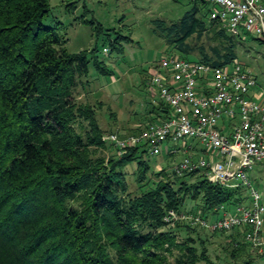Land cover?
<instances>
[{"label":"trees","instance_id":"trees-1","mask_svg":"<svg viewBox=\"0 0 264 264\" xmlns=\"http://www.w3.org/2000/svg\"><path fill=\"white\" fill-rule=\"evenodd\" d=\"M189 1L181 19L156 27L170 51L210 66L237 61L251 34L231 35L210 18L208 3ZM51 12L49 0H0V264H221L210 257L207 236L226 232L165 217L175 211L218 219L222 206L251 203L246 189L212 184L202 170L179 176L172 166V177L152 171L145 145L120 156L104 139L102 104L76 95L90 86L91 61L102 76L112 70L96 48L68 53L61 24L46 23ZM130 42L109 37L107 52L123 53ZM169 112L159 100L148 123ZM132 167L138 192L128 181ZM245 231L228 233L225 264H255L252 255H264L245 241Z\"/></svg>","mask_w":264,"mask_h":264},{"label":"built area","instance_id":"built-area-1","mask_svg":"<svg viewBox=\"0 0 264 264\" xmlns=\"http://www.w3.org/2000/svg\"><path fill=\"white\" fill-rule=\"evenodd\" d=\"M210 18L235 36L249 33L264 41V0H203ZM107 52V49H106ZM148 90L169 107V117L147 123L137 135L104 139L121 156L128 148L145 145L150 156L161 153L165 142H182L186 157L173 166L176 175L202 170L212 184L249 190L251 203L208 221L199 215L170 211L165 221L184 220L219 232L247 228L244 239L257 251L264 248V203L249 172L264 165V89L252 68L240 61L210 66L177 54L162 57L151 67ZM196 140L202 155L195 153ZM196 147V148H195ZM172 154L178 148L169 146Z\"/></svg>","mask_w":264,"mask_h":264},{"label":"rangeland","instance_id":"rangeland-1","mask_svg":"<svg viewBox=\"0 0 264 264\" xmlns=\"http://www.w3.org/2000/svg\"><path fill=\"white\" fill-rule=\"evenodd\" d=\"M49 4L52 12L50 20L46 23L54 21L61 24L60 33L67 39L65 45L67 52L74 54L96 48L99 58L105 60L113 73L112 76H102L91 61L88 75L90 86L86 90L78 87L76 90L78 100L102 104L98 118L104 134L116 131L123 135H131L136 128H142L141 125L148 121L149 113L157 106L154 105V100L159 101L158 98H153L148 90L149 69L162 57L174 54L156 31V27L162 21L169 25L181 19L191 9L190 1L49 0ZM98 24L103 30L97 28ZM117 35L128 36L132 42L125 44L123 53L106 52L109 48L108 38L113 39ZM247 37L248 40L238 48V60L253 69L258 86L264 89V42L251 35ZM208 42L209 39H206L205 45ZM189 142L197 144L195 153L197 156L202 155V146L196 140ZM169 146L178 148L175 158L168 157L166 147ZM185 157L182 142H165L160 154L145 156L152 165V171L165 169L170 177L172 166ZM133 171L132 167L128 181L130 189L138 192ZM249 177L253 187L262 194L264 203V165H256L249 172ZM245 195L250 200L248 189L245 190ZM190 205L191 203L187 202L182 209L185 211ZM217 217L211 216L208 220L211 222ZM198 228L200 230H197L203 234L204 228ZM228 233L207 236L210 257L213 260H220L221 264L231 259L229 252L232 245ZM252 257L255 264H264V255Z\"/></svg>","mask_w":264,"mask_h":264},{"label":"crops","instance_id":"crops-1","mask_svg":"<svg viewBox=\"0 0 264 264\" xmlns=\"http://www.w3.org/2000/svg\"><path fill=\"white\" fill-rule=\"evenodd\" d=\"M151 69V68H150ZM149 69V70H150ZM153 97V96H152ZM155 98H157V97H155ZM159 102V101H158ZM158 102H156L155 100H154V105H157L158 104ZM149 118H151V117H148V121H147V123L149 122ZM144 124H146V123H144ZM166 149L168 150V147H166ZM264 231V230H263Z\"/></svg>","mask_w":264,"mask_h":264}]
</instances>
